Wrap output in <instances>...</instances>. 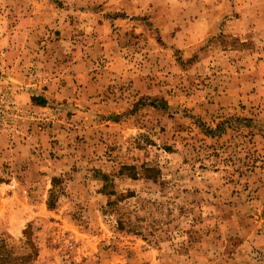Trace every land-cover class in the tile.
I'll list each match as a JSON object with an SVG mask.
<instances>
[{"label":"rangeland","instance_id":"374dc122","mask_svg":"<svg viewBox=\"0 0 264 264\" xmlns=\"http://www.w3.org/2000/svg\"><path fill=\"white\" fill-rule=\"evenodd\" d=\"M0 58L16 252L32 224V264H264V0H0Z\"/></svg>","mask_w":264,"mask_h":264},{"label":"trees","instance_id":"16d2710c","mask_svg":"<svg viewBox=\"0 0 264 264\" xmlns=\"http://www.w3.org/2000/svg\"><path fill=\"white\" fill-rule=\"evenodd\" d=\"M38 105L44 104V100L40 97L34 98ZM109 207L113 205L112 202L107 204ZM54 204L50 200L48 207H53ZM118 227L123 226L122 221L117 222ZM25 241L23 243V252H16L14 246L8 241L4 235H0V264H32L38 256V248L36 243V236L32 231V224H28L23 230Z\"/></svg>","mask_w":264,"mask_h":264},{"label":"crops","instance_id":"0c3cea01","mask_svg":"<svg viewBox=\"0 0 264 264\" xmlns=\"http://www.w3.org/2000/svg\"><path fill=\"white\" fill-rule=\"evenodd\" d=\"M194 15H196V16H194ZM204 16H205L204 14H192V13L190 14V12L188 10H184V12H182L179 15V18H181V19H179V21L183 27H188V25H189V27H196V29L195 28L193 29V31H194L193 32L194 34L192 35L193 37L190 38L194 43H191L189 45H192L194 47L196 46L195 48H197V49L202 45L203 42H201V41H205L207 39V37L209 36V34L211 33V32L210 33L208 32V34H206L207 28L203 26V23H204V25H206V23L203 19ZM190 17H192V20L189 19ZM182 30H183V28H182ZM3 40H5V39H3ZM4 43H5V41H4ZM194 52H196L195 49H194ZM185 54H187V51ZM9 55H11V54H9ZM11 56L13 58V53ZM3 64H6L5 60H2V58H0V65H3ZM0 67H2V66H0ZM4 81H5V78H0V86L4 83ZM20 94H22V96L25 95V93H20Z\"/></svg>","mask_w":264,"mask_h":264},{"label":"built area","instance_id":"2783aa9c","mask_svg":"<svg viewBox=\"0 0 264 264\" xmlns=\"http://www.w3.org/2000/svg\"><path fill=\"white\" fill-rule=\"evenodd\" d=\"M11 95H12L11 92H9L7 89L0 88V113L1 114H3V111H5L6 108H10L14 106L15 101L12 99Z\"/></svg>","mask_w":264,"mask_h":264}]
</instances>
